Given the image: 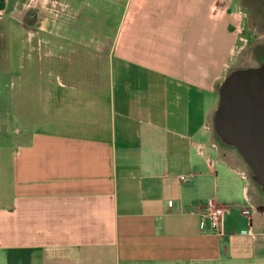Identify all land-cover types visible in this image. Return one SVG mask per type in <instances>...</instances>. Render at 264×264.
<instances>
[{
  "label": "crops",
  "instance_id": "obj_1",
  "mask_svg": "<svg viewBox=\"0 0 264 264\" xmlns=\"http://www.w3.org/2000/svg\"><path fill=\"white\" fill-rule=\"evenodd\" d=\"M111 1L118 31L108 15L92 21L90 0H72L63 21L25 12L17 26V3L0 0L12 136L0 263L264 264V202L212 126L244 47L241 5ZM209 201L228 208L223 236L196 215Z\"/></svg>",
  "mask_w": 264,
  "mask_h": 264
},
{
  "label": "rangeland",
  "instance_id": "obj_2",
  "mask_svg": "<svg viewBox=\"0 0 264 264\" xmlns=\"http://www.w3.org/2000/svg\"><path fill=\"white\" fill-rule=\"evenodd\" d=\"M17 4L14 8H12L13 12V25L17 26V21L20 20L25 14H38L41 16H52L55 20L63 21L65 20L68 14H72L71 11V1L72 0H13ZM114 1H107L104 2L103 0H90L91 5V18L92 21L95 19H99L100 16L108 15L109 21L107 24L108 31H118V5L113 3ZM238 3L241 5L246 18L244 22V32H243V39L246 40L242 41L244 45L243 49H240L236 55V61L230 68L232 69H245V68H252L257 67L260 65L264 58V54L261 52V46L264 44V20H262V8L261 2L256 0L255 2L248 3L246 0H238ZM264 19V17H263ZM3 28L7 27L9 30V21L7 19L2 20ZM75 29L78 26H82L83 23L78 22L75 24L64 25L61 30H72L73 26ZM90 30H97L99 29L98 24H92L90 26ZM2 41V40H1ZM15 44H11L12 47L17 49V40L14 41ZM13 48V49H14ZM9 49V44H8ZM0 52V207L6 202V198L8 196V192L10 191V172L12 171L9 159H5V163L3 162V151L2 147L9 144L12 141V136L8 135V119L7 115L5 114L6 109V97L8 96V69H9V50L7 54V63H4L3 54ZM17 55L18 51L14 56L12 61V65L17 67ZM6 59V58H5ZM229 70V71H230ZM15 130V127L12 126L10 128ZM224 158L235 165L238 169L244 170L248 174V178L251 184V190L255 192L256 196L258 197L259 201L264 202V196L260 194V191L255 186V184L251 181L249 176V171L247 167L243 164L240 157L237 153L230 149L224 148L222 149ZM239 206H246V204L240 200L238 201ZM2 252H0V256ZM1 264V263H0Z\"/></svg>",
  "mask_w": 264,
  "mask_h": 264
},
{
  "label": "water",
  "instance_id": "obj_3",
  "mask_svg": "<svg viewBox=\"0 0 264 264\" xmlns=\"http://www.w3.org/2000/svg\"><path fill=\"white\" fill-rule=\"evenodd\" d=\"M217 96L214 136L237 153L264 196V62L230 70L218 84Z\"/></svg>",
  "mask_w": 264,
  "mask_h": 264
},
{
  "label": "built area",
  "instance_id": "obj_4",
  "mask_svg": "<svg viewBox=\"0 0 264 264\" xmlns=\"http://www.w3.org/2000/svg\"><path fill=\"white\" fill-rule=\"evenodd\" d=\"M243 33L241 34V42L245 41L242 37ZM180 181H185L184 177L179 178ZM243 212H247L243 210ZM228 214V208L225 206L217 205L213 202H207L204 205L198 207L196 211V215L198 216L200 223L202 225L208 226L210 232H213L219 236H223V225L224 220Z\"/></svg>",
  "mask_w": 264,
  "mask_h": 264
},
{
  "label": "trees",
  "instance_id": "obj_5",
  "mask_svg": "<svg viewBox=\"0 0 264 264\" xmlns=\"http://www.w3.org/2000/svg\"><path fill=\"white\" fill-rule=\"evenodd\" d=\"M1 22H0V52L3 54L4 63H7V54L9 50L8 49V30H7V27L3 28L4 26H2Z\"/></svg>",
  "mask_w": 264,
  "mask_h": 264
},
{
  "label": "flooded vegetation",
  "instance_id": "obj_6",
  "mask_svg": "<svg viewBox=\"0 0 264 264\" xmlns=\"http://www.w3.org/2000/svg\"><path fill=\"white\" fill-rule=\"evenodd\" d=\"M248 3H253V2H255L256 0H246ZM259 2H261V8H262V13H261V16H262V20H264L263 19V17H264V0H258ZM29 15L30 14H27L26 15V17H29ZM261 52H262V54H264V44H263V46H261ZM262 62H264V58H263V60H262ZM261 62V63H262Z\"/></svg>",
  "mask_w": 264,
  "mask_h": 264
}]
</instances>
